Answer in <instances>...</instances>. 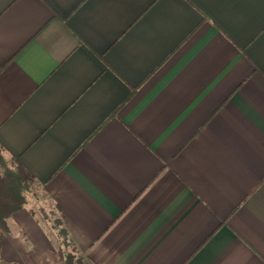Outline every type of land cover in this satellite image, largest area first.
<instances>
[{"label":"crops","instance_id":"0c3cea01","mask_svg":"<svg viewBox=\"0 0 264 264\" xmlns=\"http://www.w3.org/2000/svg\"><path fill=\"white\" fill-rule=\"evenodd\" d=\"M0 145V264H264V0H0Z\"/></svg>","mask_w":264,"mask_h":264},{"label":"trees","instance_id":"16d2710c","mask_svg":"<svg viewBox=\"0 0 264 264\" xmlns=\"http://www.w3.org/2000/svg\"><path fill=\"white\" fill-rule=\"evenodd\" d=\"M36 188L37 181L33 176L0 145V223L24 208L28 192ZM72 259L69 255L67 264H72Z\"/></svg>","mask_w":264,"mask_h":264},{"label":"rangeland","instance_id":"374dc122","mask_svg":"<svg viewBox=\"0 0 264 264\" xmlns=\"http://www.w3.org/2000/svg\"><path fill=\"white\" fill-rule=\"evenodd\" d=\"M31 192H28V194H27V196H30L31 197ZM34 197V196H33ZM36 198L37 199H39L40 201H36L35 203H33V204H35L36 206L38 205L42 210H44L45 212H47L48 211V207H47V203H45L40 197H38V196H36ZM36 198H34V201L36 200ZM29 204H31V202H29V200H27V203H26V205H29ZM41 204H42V206H41ZM32 209H33V212L39 217V215L37 214V213H39L38 212V209L37 208H35V207H31ZM39 219H40V217H39ZM42 219H44V216L42 215ZM41 220V219H40ZM80 260L81 259H78V260H76L75 258H73L72 259V264H81L80 263Z\"/></svg>","mask_w":264,"mask_h":264}]
</instances>
